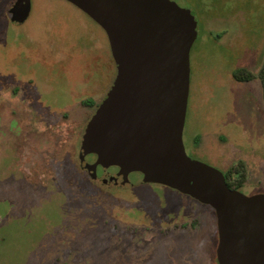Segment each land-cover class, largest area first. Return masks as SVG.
<instances>
[{
  "label": "rangeland",
  "instance_id": "374dc122",
  "mask_svg": "<svg viewBox=\"0 0 264 264\" xmlns=\"http://www.w3.org/2000/svg\"><path fill=\"white\" fill-rule=\"evenodd\" d=\"M15 1L0 0V264H218L211 206L140 173L115 186L78 169L117 77L103 28L66 0H32L12 23ZM174 1L198 22L187 153L224 174L240 166L239 191L264 194V0Z\"/></svg>",
  "mask_w": 264,
  "mask_h": 264
},
{
  "label": "water",
  "instance_id": "95a60500",
  "mask_svg": "<svg viewBox=\"0 0 264 264\" xmlns=\"http://www.w3.org/2000/svg\"><path fill=\"white\" fill-rule=\"evenodd\" d=\"M106 32L117 77L85 129L79 158L92 178L119 168L123 184L140 173L211 206L217 216L218 264H264V194L231 189L220 170L191 158L184 133L191 51L198 38L192 11L174 0H66ZM32 0H16L11 22L25 23ZM105 180L104 183H107Z\"/></svg>",
  "mask_w": 264,
  "mask_h": 264
},
{
  "label": "trees",
  "instance_id": "16d2710c",
  "mask_svg": "<svg viewBox=\"0 0 264 264\" xmlns=\"http://www.w3.org/2000/svg\"><path fill=\"white\" fill-rule=\"evenodd\" d=\"M235 78L238 81H246V80H251L254 75L246 70H240L235 72L234 74ZM258 79L260 80L261 84H262V88H263V97H264V61L261 65L259 74H258ZM84 105L88 106L87 103L85 102ZM80 162V161H79ZM78 169L85 175L88 177V173L87 171H85L83 169V167L80 165H78ZM235 175H237V177H235ZM225 177H226V182L228 184V186L231 189L234 190H239L245 181V173H243V171L241 170V167H233L228 173H225Z\"/></svg>",
  "mask_w": 264,
  "mask_h": 264
},
{
  "label": "flooded vegetation",
  "instance_id": "af4514ba",
  "mask_svg": "<svg viewBox=\"0 0 264 264\" xmlns=\"http://www.w3.org/2000/svg\"><path fill=\"white\" fill-rule=\"evenodd\" d=\"M89 158H91L92 161H89ZM96 160H97V157H96L95 155H89V156L86 157L84 163H85V164H87V163L93 164V163L96 162ZM83 165H84V164H83ZM82 167H83L84 170L87 171V172L90 174V176L92 177V173H90L87 169H85L84 166H82ZM112 168H114V167H111V168L105 169V168L99 166L98 169H97V177L94 178V180H95V181H98V180L101 178V176L104 175L105 178H103L102 181H103V183H104L105 180H108L107 183H104V184H106V185L110 184V185H115V186H120V185H122V186H126L127 184L130 183V181H129V182H127L126 184H123V182H124L123 177H122V176H118L119 168H118V172H117V174L111 175L109 171H110V169H112ZM116 168H117V167H116Z\"/></svg>",
  "mask_w": 264,
  "mask_h": 264
},
{
  "label": "crops",
  "instance_id": "0c3cea01",
  "mask_svg": "<svg viewBox=\"0 0 264 264\" xmlns=\"http://www.w3.org/2000/svg\"><path fill=\"white\" fill-rule=\"evenodd\" d=\"M190 92H191V89H190ZM190 99V98H189ZM187 122V121H186ZM185 134V133H184Z\"/></svg>",
  "mask_w": 264,
  "mask_h": 264
}]
</instances>
